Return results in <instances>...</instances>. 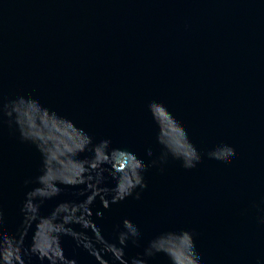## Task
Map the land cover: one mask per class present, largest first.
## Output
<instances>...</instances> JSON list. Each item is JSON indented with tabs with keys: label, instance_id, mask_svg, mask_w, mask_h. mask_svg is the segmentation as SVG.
Here are the masks:
<instances>
[{
	"label": "water",
	"instance_id": "water-1",
	"mask_svg": "<svg viewBox=\"0 0 264 264\" xmlns=\"http://www.w3.org/2000/svg\"><path fill=\"white\" fill-rule=\"evenodd\" d=\"M20 93L149 160L147 147L158 155L161 145L147 105L165 101L203 160L192 169L174 158L163 171L150 167L143 198L114 204L98 222L111 238L124 216L137 220L141 245L130 242L129 256L157 233L187 227L205 264H260L264 224L254 202H264V0H0V102ZM174 136L184 147L178 129ZM224 140L237 148L234 162L207 155ZM41 163L36 146L0 119L6 230L19 223L30 187L23 180ZM63 187L45 209L78 198L73 186ZM63 244L79 264H96L70 236ZM174 244L179 255L180 241ZM150 264L171 262L159 252Z\"/></svg>",
	"mask_w": 264,
	"mask_h": 264
},
{
	"label": "clouds",
	"instance_id": "clouds-1",
	"mask_svg": "<svg viewBox=\"0 0 264 264\" xmlns=\"http://www.w3.org/2000/svg\"><path fill=\"white\" fill-rule=\"evenodd\" d=\"M148 111L157 125L158 155L149 146L141 155L127 146L114 144L111 136L97 138L77 120L33 94L20 93L0 102V119L7 123L19 139L36 146L42 158L37 175L23 180L30 186L19 205V223L14 231L5 229V211L0 205V264H79L69 256L63 238L70 236L76 248L87 250L96 264H150L159 252L169 257L171 264H205L197 248L196 233L191 228L168 229L154 235L143 250L128 255L129 243L141 245L142 230L132 216L126 215L117 223L112 236L105 234L98 218L105 209L127 200H140L148 188L146 173L159 165L163 171L169 158L182 163L186 169L198 166L204 153L191 139L188 129L169 105L158 98L148 102ZM165 112L168 123L161 119ZM179 130L184 147L178 149L174 132ZM237 148L224 140L207 151L210 158L234 162ZM83 154V155H81ZM73 186V199H58L45 209L47 201L57 198ZM97 198L102 206L97 205ZM257 220L264 224V202L256 201ZM180 241L177 255L174 241ZM264 264V258H258Z\"/></svg>",
	"mask_w": 264,
	"mask_h": 264
}]
</instances>
